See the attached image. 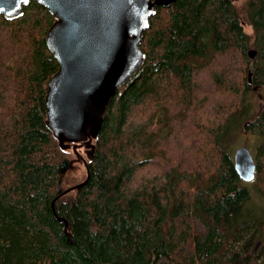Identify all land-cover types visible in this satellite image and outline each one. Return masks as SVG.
<instances>
[{"label": "trees", "instance_id": "obj_1", "mask_svg": "<svg viewBox=\"0 0 264 264\" xmlns=\"http://www.w3.org/2000/svg\"><path fill=\"white\" fill-rule=\"evenodd\" d=\"M54 20L37 0L0 14V264H264V200L250 187L264 196V141L250 182L231 149L246 93L264 84V0L158 7L93 158L78 149L89 181L58 198L77 154L46 125ZM244 131L264 137V107Z\"/></svg>", "mask_w": 264, "mask_h": 264}, {"label": "water", "instance_id": "obj_2", "mask_svg": "<svg viewBox=\"0 0 264 264\" xmlns=\"http://www.w3.org/2000/svg\"><path fill=\"white\" fill-rule=\"evenodd\" d=\"M31 0H0V14L15 19ZM55 20L45 40L59 63L50 77L45 98L47 127L64 149L72 147L83 161L87 177L67 187L61 195L84 186L90 178L85 146L93 158L104 114L118 88L129 82L142 67L146 54L141 47L144 32L160 6L176 0H37ZM251 56L255 50L249 51ZM251 72L248 77L251 82ZM234 161L240 177L255 179L257 163L249 147L239 146ZM65 232L70 235L68 221ZM258 241L254 251L261 246Z\"/></svg>", "mask_w": 264, "mask_h": 264}, {"label": "rangeland", "instance_id": "obj_3", "mask_svg": "<svg viewBox=\"0 0 264 264\" xmlns=\"http://www.w3.org/2000/svg\"><path fill=\"white\" fill-rule=\"evenodd\" d=\"M242 0H238L241 2ZM247 30L251 28L246 26ZM245 106L247 108L246 116L240 121L239 125H236L237 133H235L234 140L232 142V154L234 155L235 150L239 146H247L254 155L255 160L257 159V147L264 141V137L250 132L244 131L247 125V121L253 120L255 116L259 113L262 107H264V84L258 85L257 87L251 88L245 97ZM83 166L80 159H74L72 162L71 170L66 176V185H73L77 183L82 178ZM254 198L253 201L256 203L263 202V193L259 191L255 184H250Z\"/></svg>", "mask_w": 264, "mask_h": 264}]
</instances>
